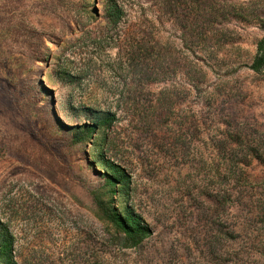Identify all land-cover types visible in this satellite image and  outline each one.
<instances>
[{"label":"rangeland","instance_id":"1","mask_svg":"<svg viewBox=\"0 0 264 264\" xmlns=\"http://www.w3.org/2000/svg\"><path fill=\"white\" fill-rule=\"evenodd\" d=\"M113 1L117 24L108 0H0V242L15 264H264V0Z\"/></svg>","mask_w":264,"mask_h":264},{"label":"trees","instance_id":"2","mask_svg":"<svg viewBox=\"0 0 264 264\" xmlns=\"http://www.w3.org/2000/svg\"><path fill=\"white\" fill-rule=\"evenodd\" d=\"M104 10L105 16L110 23H119L122 11L113 0H108V3L104 6ZM249 69L256 74H264V37L256 45L255 55ZM108 120L110 121L111 119L106 117L101 119L104 122ZM113 169V174L108 176V184L110 186L123 184L126 178L125 174L118 167H113ZM108 217L110 222L123 234L127 248L136 247L150 235L148 226L138 214H135L130 209H126L122 215L109 213ZM0 264H15L10 256V241L8 239H2L0 242Z\"/></svg>","mask_w":264,"mask_h":264}]
</instances>
